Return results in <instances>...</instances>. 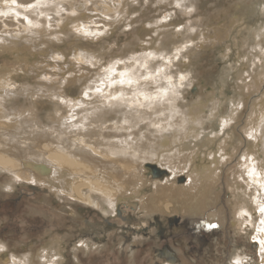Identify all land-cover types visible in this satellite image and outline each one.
I'll list each match as a JSON object with an SVG mask.
<instances>
[{
  "label": "bare ground",
  "instance_id": "1",
  "mask_svg": "<svg viewBox=\"0 0 264 264\" xmlns=\"http://www.w3.org/2000/svg\"><path fill=\"white\" fill-rule=\"evenodd\" d=\"M75 1L76 0H15V2H13V0H0V8L8 9L4 10V13L9 14L8 12L13 10L17 14L22 13L25 19L32 22H34V20L33 18L31 19V14H34L33 17L40 21L44 16L49 15L47 11L50 8L54 9L56 7L55 13L43 21V24L45 23L44 25H46L43 27H41V24L40 26L38 25V20L37 24L34 22L36 27L29 24L27 25L25 22L27 20L25 19L24 22L23 20L17 19L18 23H9L10 20L8 22L1 21L0 23H2L1 25L4 30L1 29L0 25V33L14 39L10 38V40L3 37L4 39L2 40L6 42L4 44L8 45L0 44V46L3 47L0 50V61L8 57L9 54H7V51L10 52L12 50L11 47H14L16 41H20L23 46L28 45L27 48L25 46V52L28 54L31 52V56L33 55L35 57L36 54L41 56V53L46 51L40 49L42 45L41 42L52 38L50 36V38H45L48 37L46 33H59L60 31L67 30L68 26H71V24L80 25V33L88 38L106 33L108 29L116 25L122 26L124 22L123 19H125V15L127 14V9H123V7H125L126 3L130 0H100L99 3L97 2L98 4L91 3L82 6H78ZM183 2H185V0H162V4L167 7ZM28 4H33L35 6L28 8ZM176 7H178V5ZM79 8H83L84 13H78ZM85 12L92 13V15L94 14L95 16L98 15V17L100 15L102 18L92 19V17H88ZM11 14L10 16H15L13 15L14 13ZM8 16H3L0 20L4 18L8 20ZM14 18L16 20V17ZM172 18L171 15L166 16L165 19H163L165 21H161L160 24H155L154 26L153 24H146L148 33H150L151 30L155 34V32L158 33L157 29H162L163 31V29L171 27L174 24ZM215 18L216 17H212V20ZM239 23L238 17L234 15L228 23L229 26L226 25L227 27L222 23L209 26L204 24L202 29L198 30L199 32L192 31V35L190 33L191 36L189 38L192 42H180V46H172L174 49L169 54L167 53L168 51L164 52V50H162V47H160L161 45L157 46L158 44H156L153 46V41H155V39L153 41L150 39L151 42H146V46H140L141 49L138 54H130V56L124 60H115L109 64L106 70L103 69L104 72L98 75L96 74L97 76L95 75L93 78L85 72H82V74H79L80 76H77V79L72 76V80H66L65 82L68 83L70 81L74 83L81 82L82 87L79 90L78 97L75 99L65 96L63 92H54L55 87L53 88L54 90L51 88L52 91L41 90L43 94L39 96L40 98H49L53 101V104L55 103L57 105V108L62 106L61 108H66L65 110L69 113L66 116L64 114L55 115L54 118L51 119L53 120L51 127L48 125V127L44 126L43 129L40 128V122L34 121L32 123L33 120L29 122L31 118V114H28L29 112L23 114L24 110H20L19 108L15 110L6 107L5 100L7 98L14 100L23 98L29 100L30 97H37L38 94H34L33 88L24 89L22 86H19L16 83L18 79L11 76L13 72H8V68L4 69L3 74L0 70V97L3 96V98H0V172H7L16 178L25 180V182L29 181L31 184L36 183L41 186H45L46 184L43 182L42 178L38 177V174L41 176H48L51 174L49 180L51 179V181L57 183L61 192L68 193L78 199L80 203L89 204L96 209H98L100 205L94 201L93 197L97 196V194L102 195L105 201H107V205L110 207V212L107 211V215L111 214L113 217V219L110 218L111 221H115V217H123L126 215L127 222H130V219L133 218L130 211L132 210L134 213H139L137 212L141 209L139 205H142L141 203L143 202L141 196L145 198V195L148 193L147 191L152 189L153 191L155 190L154 194L147 198L153 199L154 197V200L151 199L150 202L145 201L143 205H145L146 208L150 207L151 211L158 212L157 210L162 209L167 217L173 214H179L187 218H190V215L200 217L204 216L208 208L212 209V207H214V210L216 207L215 201L219 196L217 186L220 178L223 176V167L233 159L234 154L230 153L227 149L229 145L221 140L219 141L222 143L220 142V144H218L214 153H210L209 151L206 154V157L208 155L209 158H211L209 160L207 157L210 161L209 164L207 160H205V153L202 154L203 156H199V150L196 152L193 151V148L190 149L189 152H181V148L189 145L187 142L190 139L196 140L203 133L199 132L203 130L202 127L199 128L197 126L198 128H194L192 125L187 127L184 124L195 122L200 125L202 119L199 114L201 111H204L202 107L204 104L198 103L195 105L197 106L196 109L192 106L187 112L180 110L177 101L181 100L179 98L181 97V90H184L183 87H187V83H191L190 87L192 88H197V85L194 84L189 75L180 73V76L176 78V76L174 77L171 75L170 71L172 67L178 66V62H181L180 59L183 56L187 57L184 60L188 62L187 55L191 54L196 48V50H203L211 46H224V49L220 47L223 52L222 55L231 58V48L229 45H225L224 42L233 39L235 36V28L239 27L241 24ZM8 24H10V26L14 25L16 28L6 31L5 28L8 27ZM128 25L130 26L129 23L126 26ZM256 32L254 33L255 42L253 44H255V46L253 47L257 46L259 49V47L264 44V30L262 33ZM58 33L57 35H61ZM143 35L145 34L143 33ZM45 43L48 44L46 47L48 51L51 52L50 54H52L50 57H54L57 52L55 46L48 42ZM82 52L83 51H81V53ZM252 54L257 55L256 51ZM261 55L263 57L259 58L262 59L259 62L264 61L263 51ZM87 56L88 55L85 53L77 54L79 62L88 60L89 57ZM250 58V56L246 57L245 60L251 61ZM29 59L31 58H28V60ZM176 62L178 64H176ZM263 63L264 62H262V64ZM4 66L5 65H1L0 69ZM53 73L55 74L56 72ZM5 75L8 76L7 79H5ZM42 78L43 77H41V80H43ZM46 79L48 80L49 78ZM48 83H50V85L52 84L51 82ZM54 83L56 82L54 81ZM34 88L36 89V87ZM36 93L40 92L36 91ZM85 93H87V95H85ZM207 95L206 93V96ZM210 95L212 96V94ZM4 97L6 99H4ZM211 100L214 105H217L214 99L211 98ZM239 104L232 105V107L235 108V111L233 110L234 114H231V116L227 118H220L219 110L216 107L214 113H210V118H214L215 121H218V127L221 131L224 132V129H226L233 120H235V122L237 121ZM252 107L250 111L251 114L245 123V125H247L243 127L242 133L251 140L250 147H254V149L252 151L247 149L244 150L238 158L237 165L235 164L236 166L228 173V187L230 188H228L230 190L228 194L230 196L228 204L230 205L229 208L232 207L233 227L239 226L240 229V227L245 226L247 222L253 225L252 231L255 234L250 244L254 246V249H258L259 264H264V223H262V221H264V213L260 211V209L264 207V96H262L260 100L257 99V102H254ZM30 111L32 112L33 110ZM61 112L63 113L64 111ZM117 115L123 116L122 121H119L117 117V120L113 122L111 116L113 118V116L116 117ZM147 122L152 123L151 127L148 124L145 126ZM25 123L27 124L26 127H24ZM142 123L143 125L141 126ZM144 126L146 128L149 126L150 129L144 131ZM16 127L23 128L20 130ZM27 128L30 130H26ZM111 130H115L116 134L121 132L122 137L127 138L126 147H122L117 141H110L107 139L112 135ZM18 131L27 132L29 137L18 135ZM139 131L142 132L140 133ZM137 132L140 133L138 137L136 136ZM61 135H66L71 138L74 144L73 147L60 144L59 139ZM32 138H36L37 140L28 143V140ZM65 139L68 140L66 137ZM212 139L211 137L209 138V140H211L210 142L213 141ZM40 142L45 143L44 149L46 148L48 150V154L42 151L40 155L43 153L47 158L45 157L46 160L44 161L39 154L36 156L33 155L34 157L29 164L27 158L30 151L26 150L24 147L28 146V144L32 145L33 143L41 145L42 143ZM75 143L77 146H75ZM216 143L214 144L216 145ZM201 160L203 162L199 163ZM145 162L149 163L147 166L145 165V168L148 170L147 172L150 173L144 172V174H141ZM150 162H155L156 166L150 164ZM195 164L196 166H194ZM210 164L211 166L208 168ZM202 165L204 167L200 168ZM28 167L36 173V177H34L31 169ZM186 172H189L187 173V175L189 174V180L187 179L188 182H186L187 184L182 188L178 187L177 184L174 183H176L178 178L182 177L183 174L185 176ZM65 173L67 178L64 179L63 175ZM72 174L78 180V183L75 184L71 181ZM136 174L140 176L137 177ZM12 175H10V177H13ZM142 175L143 178L141 177ZM180 180L183 182L186 181V178L182 177ZM123 184L125 185L123 186ZM49 185L51 186V184ZM18 186L15 185L14 187H10L9 185V187L6 186L7 188H5L6 190L12 191L14 188H18ZM216 191L218 193L217 196L215 193ZM145 192L146 194L144 195ZM241 196L246 197L247 200L252 196L254 205L251 207H255L254 211L257 212L256 217L258 218L256 226L253 224V222L255 223L254 219L250 217L247 210L248 207L246 206L248 205L245 206V202L240 200ZM223 209L224 208H222V210ZM220 211L209 214L207 219L215 222L220 221L221 223L224 217L222 218ZM96 218L98 220L99 214H96ZM168 218L174 220V217ZM119 220L121 219L119 218ZM115 222H117V220ZM119 228L123 229L125 232H130L129 235L121 234L123 237L134 234L138 236L137 234L139 231L133 227L126 229L120 226ZM139 229L143 230L144 228L141 227ZM151 233L150 231L147 232L148 235H152ZM84 247L87 248L86 245H84ZM6 248V244H0V264L34 263L30 253L29 255L22 253L23 256L21 258L19 255H17L18 257L14 255L7 256L4 254ZM48 250H44L43 255L46 252L48 253ZM55 253L57 252L52 248V252L50 253L51 256ZM43 255L41 256L42 259L45 258ZM57 255L60 256L59 253H57ZM57 255L56 257H58ZM50 258L52 260L55 256ZM233 261L239 264L243 262L238 257H235ZM50 264L54 263L50 262ZM163 264L170 263L165 262Z\"/></svg>",
  "mask_w": 264,
  "mask_h": 264
},
{
  "label": "rangeland",
  "instance_id": "2",
  "mask_svg": "<svg viewBox=\"0 0 264 264\" xmlns=\"http://www.w3.org/2000/svg\"><path fill=\"white\" fill-rule=\"evenodd\" d=\"M99 1L100 0H76L75 2L78 4V6H82L84 4L89 5L91 3L98 4ZM130 1H128L125 7H123V9H127V14L125 15V19H123V25H116L115 27L108 29L106 33H101L98 36L96 35L89 38L85 37L80 33V25L73 24V26L71 24V26H68L67 30L60 31L59 33L57 32L61 35H57V33H53L54 35L52 33H46L48 37L45 38L52 37L54 39L50 38L51 40L48 39L41 42L42 47L40 46V49L46 51L42 52L41 56L36 54L35 57L33 55L31 56V52H29V54L25 52V46L27 48L28 45L23 46L20 41H16L14 47H11L14 52L12 50L10 52L7 51V54H9L7 57L8 59L3 58L0 61V66L5 65L2 67V69H0L1 73L3 74L4 69L8 68V72H13V75L11 76H14L13 78L18 79L16 83L19 86H22L24 89L33 88L34 94H38V96H35L34 98L30 97L29 100H25L23 98V100L20 98L14 100L9 98L6 99L4 97V99H6L5 105L6 107L13 108L15 110L18 108L20 110H24L23 114L29 112L28 114H31L29 122L32 120V123L34 121L40 122L41 129H43L44 126L48 127V125L51 127L53 122L51 119H53L55 115L64 114L66 116L69 113H67V110H65L66 108H61L62 106L57 108V105L55 103L54 105L53 101L49 98H40L39 96L43 94L41 90L52 91V89L55 87V90L53 89L54 92H63L65 96L75 99L78 97L80 92L79 90L82 86L81 82H65L66 80L69 81V79L72 80V76L77 79V76H80L79 74L85 72L87 75H90L93 78L96 74L98 75L104 72L103 69L106 70L107 67H109V64L115 60H124L130 56V54H138L141 49L140 46H146V42H151L154 39L155 41H153V46L156 44H158L157 46L161 45L160 47H162V50H164V52L168 51L167 53L169 54L174 49L173 47L181 45L180 42H192L189 38L192 35V31L199 32L198 30L202 29L204 24L209 26L222 23L225 26H229L228 23L230 19L235 15L238 17V21L241 24L239 23V27L235 28V36L232 40L227 42L223 41L225 45H229L231 48V58H227L222 55L223 52L221 48L224 49V46H211L203 50L198 49L199 51L196 50V48L191 52V54L187 55L189 60L188 62L184 60L187 57L182 55L183 57L180 59L181 62H178L179 64L176 62L178 66H174L175 68L172 67L170 71L171 75L174 77L176 76V78L180 76V73L183 75H189L190 78H192L191 80L194 82V84L197 85V88H192L190 87L191 83H187V87H183L184 90H181V97L179 98L181 100L177 101L179 103L178 105L180 110L187 112L190 108H192V106H194L193 108L196 109L197 106L195 105L201 103L204 104L202 107L205 111H201L199 114L202 119L200 125L195 122L184 124L187 127H190L191 125L194 128L197 126L199 128L202 127L203 130L199 132L203 133L196 140L190 139L187 142L189 145L181 148V152H189L190 149L193 148V151L197 152L199 150V156L205 153V160H207L209 164V160L211 158H209L207 155L209 158L208 160L206 154L209 151L210 153H214L218 144H220L221 141H225L227 145H229L227 149L230 151V153L234 154L233 159H231L229 163H227V165L225 164L223 167V176L221 177L222 179L220 178L219 180L220 185L218 183L217 186L219 196L217 197L218 200L216 199L215 201L216 207L214 210V207H212V209L208 208L204 216L200 217H194L193 215H190V218H187L180 216L179 214L168 216L174 217L173 219L176 218V220H178V225L177 227H174L171 236L170 233L165 235L167 238H169L165 242L169 243V241L172 240H179V242H175V246H167L158 252L161 247L157 246L156 241H158L160 237L159 232L161 227L164 229L166 228L169 218L167 215L165 216L162 209L157 210L158 212L151 211L150 207L146 208V206L143 205L145 201L150 202L152 198L148 199L147 197L154 194L155 190L153 191L152 189L147 191V195H145V192V198L141 196V200H143V202L141 201V204L143 206L139 205V208H141L140 211L142 212L137 211L139 213H134V211L131 210L130 213L132 214L133 218L130 219V222H127L126 215L123 217L119 216L121 220H119V218H115V220H117V222H115L110 220V218H112L111 214L107 215V211L110 210V207L107 205V201H105L102 195L97 194V196L93 197L94 201L100 205L98 209H96L89 204L83 202L80 203L78 199L69 195L68 193L61 192L58 184L54 181H51V179L49 180L51 174L48 176H41L38 174V177L42 178L43 182L46 184L45 186H41L36 183H32V185L29 181L25 182V180H21L20 178L14 177L12 174L2 171L0 172V244L7 245V248L5 249L6 251L4 250V254L7 256L19 255L21 258L23 254L29 255L30 253L34 260L33 264H50V262H53L54 264H163L165 262L170 264H239L233 261L235 257H238L241 259V261H243L240 264H259L258 249H254V246L250 244L252 237L255 234L252 231L253 225H250L247 222V226H241L240 229L239 226H232V207L229 208L230 205L228 204L230 199V196L228 195L230 191V188L228 187V173H230V170L237 165L238 158L244 150L247 149L252 151L254 149V147H250L251 140L242 132L243 127L247 125H245V123L251 114L250 111L253 108L252 104L257 102V99L260 100V98L264 96V63L262 64L264 61L259 62L262 60L259 58L263 57L261 53L262 51L264 52V44L262 43L263 46L259 47V49L257 46L253 47L255 46V44H253L255 42L254 33L256 31V33H262L264 30V0H185V2L181 4L178 3V7H176L177 5H170V7L164 6L162 4V0H160L161 2L159 0H136L138 2L132 0ZM4 10L8 9L0 8V18L3 16L7 17L9 15L7 18L8 20L4 18L3 20H0V22H8L10 20L11 22L9 21V23H18L17 19L23 20L24 22L25 16H23L22 13L17 14L11 10L8 12L9 14H7L4 13ZM54 11H56V7L54 9L50 8L47 11L49 15L44 16V18L40 20L41 22L33 17L34 14H31L30 17L31 19L33 18L36 24L38 20V25L40 26L41 24V27H43L46 26L44 25L45 23L43 24V21L50 15L54 14ZM78 11V13H84L83 8H79ZM11 13H14L13 15H15L14 17H16V20L13 16H10ZM85 14L90 18L92 17V19L102 18L100 15L98 17V15H92V13L90 14L85 12ZM170 15L171 18L173 17L172 20L174 21V24L171 27L165 28L163 31L162 29H157L158 33L155 32V34L151 30V34L148 33L146 24H153V26L155 24H160L161 21H165L163 19H165L166 16ZM212 17L216 18L212 20ZM25 22L27 25L29 24L36 27L35 23L30 20ZM128 23L130 26H126ZM1 24L2 23H0V25ZM14 28H16L14 25L10 26V24H8V27L5 29L6 31H10ZM1 29L4 30L2 25ZM143 33L145 35H143ZM3 37L6 39H10L11 37H8L7 35L4 36V34L0 33V44L8 45L4 44L6 42L5 40H2L4 39ZM45 42L55 46L57 52L54 57L52 56L53 58L50 57L52 54H50L51 52L48 51L46 47L48 44ZM0 47L1 50L3 47ZM81 51H83L82 53L88 55V60L79 62L77 54H82ZM254 51H256L257 55L252 54ZM249 56L251 57V61H246L245 58ZM28 58L31 59L28 60ZM53 72H56L57 74H54ZM41 77H43V80H41ZM7 78L8 76L5 75V79ZM46 78L49 79L47 80ZM54 81L56 83H54ZM48 82H51L52 84L50 85ZM34 87H36V89ZM36 91L40 93H36ZM208 92L212 94V96ZM206 93L208 94L207 96ZM0 98H3V96ZM211 98L216 101L217 105L212 103ZM237 103L239 104V110L237 112L238 119H236L237 121L235 122V120H233L230 125L224 129V132L221 131L218 127V121H215L214 118H210V115L214 113V109L216 107L219 110L220 118L230 117L235 111V108L232 107V105H236ZM30 110L33 111L31 112ZM231 110H234L233 113ZM61 111L64 112L62 113ZM122 117L123 116L117 115L116 117L113 116L112 118L111 116V119L113 122L117 119L122 121ZM146 124L150 125V127L152 125V123L148 122L145 123V126ZM142 125L143 123L141 126ZM26 126L27 124L25 123L24 127ZM145 126L144 131L146 129H150L149 126H147V128ZM22 128L23 127L19 129L22 130ZM28 129L29 128L26 130ZM24 131H18V135L20 134V136L29 137L28 133ZM142 131L139 132L141 133ZM111 132L112 135L110 138H107L108 140L117 141L122 147L127 146V138L122 137L121 132L117 133L119 135L116 134L115 130H111ZM139 132H137V135L135 134L137 137L140 134ZM65 137L70 142L66 140ZM210 137L213 138L212 142L209 140ZM34 140L37 139L32 138L31 140H28V143L33 142ZM213 142H217L216 145ZM40 143L42 144L39 145L38 143H33L32 145L28 144V146L24 147L26 150L30 151L28 156L29 159L27 158L29 164L34 157L33 155H40L42 151H44L45 154H48V150L46 148L44 149L45 143ZM59 143L63 145L66 144L69 147H73L74 145L73 140L66 135H61ZM75 146H77V144ZM40 157H42L44 161L47 158V156L43 155V153L40 155ZM202 162V160L201 162L199 161V163ZM147 164L149 163L145 162L142 171L143 173L141 172V174H144V172L148 171L145 168V165L147 166ZM150 164H154L156 166L155 162H150ZM194 166H196V164ZM210 166L211 164L208 166V168ZM202 167L204 166L202 165L200 168ZM28 168L31 169L30 167ZM31 172L34 177H36V173L32 171V169ZM187 173L189 172H186L185 176L184 174H181L182 177L186 178V181L182 182V180H180L182 177H179L174 184H177V186L181 188L186 185V182H188L187 179L189 180V174L187 175ZM10 175L13 177H10ZM65 175L66 173L63 175L64 179L67 178ZM138 176L140 175H137V177ZM141 177L143 178V175ZM71 181L75 184L78 183V180L73 176V174ZM49 184H51V186ZM9 185L10 187H14L15 185L19 186L18 188L16 187L17 189L14 188L12 191H9L6 190ZM124 185L125 184H123V186ZM217 191L215 192L216 196L218 195ZM244 196H241L240 200L245 202V206L248 205L246 206L248 207L247 210L250 214V217L254 219L255 223L253 222V224L256 226L258 220L256 217L257 212L254 211L255 207H251L254 205L253 198L251 196V199L249 198V200H247V198ZM152 200H154V197ZM222 208L224 209L222 210ZM85 209L95 214H99L100 219H92L91 221L89 218L90 212L86 211ZM215 211H220L222 218L224 217L221 223L220 221L215 222L207 219L208 215L214 214ZM83 212H85V214H83ZM85 221L94 223L92 224L94 228H88V225L85 223ZM95 221L99 223L97 224ZM157 223L159 225H156ZM120 226L122 228H125V226L127 228L133 227L138 231L141 227H143V230L146 231L148 229L150 233L152 232V239L141 237V235L139 236L140 238L133 235L123 237L121 234L129 235L130 232H125L123 229L119 228ZM165 236L164 238H166ZM92 237H101L102 240H100L96 246H89L85 240L83 241V239H87L95 242L97 239L94 238L92 240ZM195 237H199L200 241ZM84 245H86L87 248H85ZM51 247L57 253H59L60 256H58L57 253L51 256ZM196 247L197 249L199 247L201 248L199 256L197 255L196 250L193 251V249H196ZM44 250H48V253H45L46 255H43ZM174 253L176 255H174ZM42 255L45 257L44 259L41 258ZM56 255L58 257H56ZM53 256H55L56 259L52 258L51 260L50 257ZM188 258L189 260H187Z\"/></svg>",
  "mask_w": 264,
  "mask_h": 264
},
{
  "label": "flooded vegetation",
  "instance_id": "3",
  "mask_svg": "<svg viewBox=\"0 0 264 264\" xmlns=\"http://www.w3.org/2000/svg\"><path fill=\"white\" fill-rule=\"evenodd\" d=\"M20 192V191H19ZM86 211H89V210H87V209H85ZM90 212V211H89ZM83 214H85V212H83ZM89 218L91 219V221H92V219H94V220H97V218H96V214L95 213H93V212H90V216H89ZM115 218H119V217H115ZM99 219H100V217H99ZM111 219H113V217L111 218ZM115 220V219H114ZM116 221V220H115ZM132 221V220H131ZM97 224L99 223V222H97V221H95ZM85 223L88 225V228H90V227H92V228H94L93 226H92V224H94V223H92V222H86L85 221ZM172 223H173V225H172ZM105 224V223H104ZM156 225H159L158 223L156 224ZM177 225H178V220H176V219H174V220H171V219H168V223H167V226H166V228L164 229L163 227H161V229H160V232H159V239H158V241H156V243H157V246H160L161 247V249H159L158 250V252L160 251V250H162L163 248H165V247H167V246H169V247H172V246H175L174 245V243L175 242H179V240L177 241V240H172V241H169V243H166L165 241H167L169 238H167L165 235L167 234L168 235V233H170V236L172 235L171 233H172V231L174 230V227H177ZM84 226V225H83ZM127 226V225H126ZM125 226V228L126 229H130V228H127ZM116 227V226H115ZM86 228V227H85ZM166 232H165V231ZM164 231V232H163ZM142 232V233H141ZM145 232H148V229H147V231L146 230H139V232H138V236H142V237H147L148 239H152V235H148L147 233H145ZM163 232V233H162ZM130 234V233H129ZM140 234V235H139ZM135 235V234H134ZM133 235V236H134ZM146 235V236H145ZM136 236V235H135ZM164 236L166 237V238H164ZM94 238H96V237H92L91 239L93 240ZM197 240H199V237H195ZM97 240L95 241V242H93V241H91V240H87V239H83V240H85V242H87L88 244H89V246L91 245V246H93V245H97L99 242H100V240H102V238L101 237H99V238H96ZM200 241V240H199ZM160 242V243H159ZM101 244V243H100ZM198 245V244H197ZM174 250H176V249H174ZM194 250H196L197 252V255L199 256L200 255V250H201V248L199 247L198 249H197V247H196V249L194 248L193 249V251ZM174 255H176L175 253H174ZM187 260H189V258L187 259ZM188 262V261H187Z\"/></svg>",
  "mask_w": 264,
  "mask_h": 264
},
{
  "label": "snow or ice",
  "instance_id": "4",
  "mask_svg": "<svg viewBox=\"0 0 264 264\" xmlns=\"http://www.w3.org/2000/svg\"><path fill=\"white\" fill-rule=\"evenodd\" d=\"M13 2H15V0H13ZM35 5H33V4H28L27 5V7L28 8H32V7H34ZM85 95H87V93H85ZM260 211L262 212V213H264V207H262L261 209H260ZM262 223H264V221H262Z\"/></svg>",
  "mask_w": 264,
  "mask_h": 264
}]
</instances>
